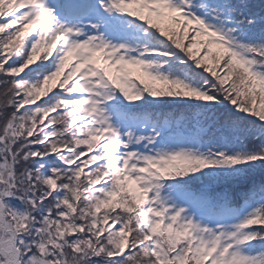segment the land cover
Listing matches in <instances>:
<instances>
[{
    "label": "snow or ice",
    "instance_id": "obj_1",
    "mask_svg": "<svg viewBox=\"0 0 264 264\" xmlns=\"http://www.w3.org/2000/svg\"><path fill=\"white\" fill-rule=\"evenodd\" d=\"M264 0H0V264H264Z\"/></svg>",
    "mask_w": 264,
    "mask_h": 264
},
{
    "label": "trees",
    "instance_id": "obj_2",
    "mask_svg": "<svg viewBox=\"0 0 264 264\" xmlns=\"http://www.w3.org/2000/svg\"><path fill=\"white\" fill-rule=\"evenodd\" d=\"M254 2L259 3L260 0H254ZM261 181H264V174H261L259 172L258 173H255V174L249 176L247 179L239 182V186L236 189V191H239V188H247L251 184L259 185V183Z\"/></svg>",
    "mask_w": 264,
    "mask_h": 264
}]
</instances>
